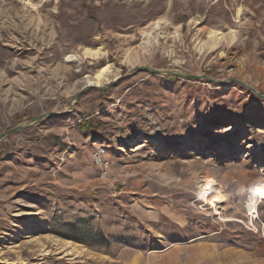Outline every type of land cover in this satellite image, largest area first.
<instances>
[{
  "label": "rangeland",
  "instance_id": "rangeland-1",
  "mask_svg": "<svg viewBox=\"0 0 264 264\" xmlns=\"http://www.w3.org/2000/svg\"><path fill=\"white\" fill-rule=\"evenodd\" d=\"M72 107L0 142V264H130L180 237L146 206L264 252V0H0V134Z\"/></svg>",
  "mask_w": 264,
  "mask_h": 264
},
{
  "label": "crops",
  "instance_id": "crops-1",
  "mask_svg": "<svg viewBox=\"0 0 264 264\" xmlns=\"http://www.w3.org/2000/svg\"><path fill=\"white\" fill-rule=\"evenodd\" d=\"M156 219L163 213L169 214L176 234L180 237L165 246L140 253L135 250L124 252V260L130 264H264V252L244 251L236 242L230 244L226 228L217 223L208 227L189 221L180 211L146 206L142 211ZM156 219H146L155 221ZM161 237V236H160ZM160 242V241H158ZM128 252V255H127Z\"/></svg>",
  "mask_w": 264,
  "mask_h": 264
},
{
  "label": "water",
  "instance_id": "water-1",
  "mask_svg": "<svg viewBox=\"0 0 264 264\" xmlns=\"http://www.w3.org/2000/svg\"><path fill=\"white\" fill-rule=\"evenodd\" d=\"M136 70H138V71L139 70H142V71L148 72V73H150L152 75H163V74H166V75H171V76L178 77V78L191 79V80H195V81H198V80H206L209 83H214V84H222L223 83V81H216V80L210 79V78L205 77V76L200 77V76H192V75H182V74L173 73V72H163V71H159V70L149 69V68H145V67L133 69L131 72H134ZM119 80L120 79H116V80H114V81H112L110 83H107L103 87L96 86L95 88H97L99 91H104L107 88H110V87L115 86L119 82ZM90 88H94V86H92V85H85V86H83L82 89L80 90V92L73 98L72 105H74L77 102V100L83 95V93L87 89H90ZM73 110H74V107H72V109L70 111H67V112H60V113L48 112V113H43L41 115H38L36 117H33L26 124L13 127L11 129L5 131L4 133L0 134V142H2L6 138L14 135L15 133H17V132H19V131L27 128V127H30V126L38 123V122H40L43 119H46V118H49V117L64 116L66 114L72 113Z\"/></svg>",
  "mask_w": 264,
  "mask_h": 264
},
{
  "label": "bare ground",
  "instance_id": "bare-ground-1",
  "mask_svg": "<svg viewBox=\"0 0 264 264\" xmlns=\"http://www.w3.org/2000/svg\"><path fill=\"white\" fill-rule=\"evenodd\" d=\"M107 71V67L103 68L100 72H98L94 78L88 79L85 82V85H92L94 87L98 86L101 84L102 80L104 79V73ZM213 183V182H211ZM208 183L205 185L204 189L201 191L200 195L208 202L211 204V206L214 207L215 211L219 213V211L222 209V204L225 201V198L223 195H221L216 188L213 187V184ZM258 189H264L263 186H258L255 188L254 192L255 195L257 196L256 199H251L250 201L247 202L246 208L247 210L252 214V216L256 217L257 216V201L258 198L264 199V195H261L257 190Z\"/></svg>",
  "mask_w": 264,
  "mask_h": 264
},
{
  "label": "built area",
  "instance_id": "built-area-1",
  "mask_svg": "<svg viewBox=\"0 0 264 264\" xmlns=\"http://www.w3.org/2000/svg\"><path fill=\"white\" fill-rule=\"evenodd\" d=\"M93 165L99 169L100 176L103 178L106 175L107 162L104 160V151L97 148L92 156Z\"/></svg>",
  "mask_w": 264,
  "mask_h": 264
},
{
  "label": "snow or ice",
  "instance_id": "snow-or-ice-1",
  "mask_svg": "<svg viewBox=\"0 0 264 264\" xmlns=\"http://www.w3.org/2000/svg\"><path fill=\"white\" fill-rule=\"evenodd\" d=\"M261 195H264V189H258L257 190Z\"/></svg>",
  "mask_w": 264,
  "mask_h": 264
}]
</instances>
